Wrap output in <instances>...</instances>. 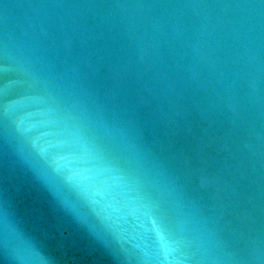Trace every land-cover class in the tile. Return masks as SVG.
<instances>
[{"label": "water", "instance_id": "obj_1", "mask_svg": "<svg viewBox=\"0 0 264 264\" xmlns=\"http://www.w3.org/2000/svg\"><path fill=\"white\" fill-rule=\"evenodd\" d=\"M0 264H264V0H0Z\"/></svg>", "mask_w": 264, "mask_h": 264}]
</instances>
